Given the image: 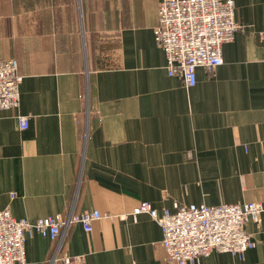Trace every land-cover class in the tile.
<instances>
[{
  "label": "crops",
  "instance_id": "0c3cea01",
  "mask_svg": "<svg viewBox=\"0 0 264 264\" xmlns=\"http://www.w3.org/2000/svg\"><path fill=\"white\" fill-rule=\"evenodd\" d=\"M161 1L0 0V59L23 76L19 107L0 110V209L30 221L100 211L91 231L66 233L72 264H176L161 225L135 219L142 201L162 212L264 198V0H234L243 27L191 87L156 42ZM246 228L256 246L243 257L197 264H264V213ZM25 246L29 264H66L49 236Z\"/></svg>",
  "mask_w": 264,
  "mask_h": 264
},
{
  "label": "built area",
  "instance_id": "2783aa9c",
  "mask_svg": "<svg viewBox=\"0 0 264 264\" xmlns=\"http://www.w3.org/2000/svg\"><path fill=\"white\" fill-rule=\"evenodd\" d=\"M242 27L236 19L234 0H162L154 33L166 53L168 74L181 76L185 85L191 87L197 83L198 67L213 71L224 63L223 46ZM22 79L16 59H0V110L19 107ZM18 120L21 129L29 127V115H18ZM143 212L161 225L162 244L169 261L197 264L213 253L228 252L243 257L254 248L256 241L246 225L249 220L261 221L264 198L243 203L176 202L174 209L165 208L162 212L149 201H142L133 209L135 219ZM101 216L100 211L94 210L30 221L15 217L9 208L0 209V264H29L25 243L34 233L57 241L53 260L72 264L80 257L60 256L69 228L81 223L86 231H91L94 219Z\"/></svg>",
  "mask_w": 264,
  "mask_h": 264
}]
</instances>
